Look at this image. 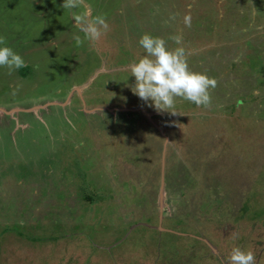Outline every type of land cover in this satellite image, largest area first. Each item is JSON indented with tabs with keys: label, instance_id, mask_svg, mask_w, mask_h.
<instances>
[{
	"label": "rangeland",
	"instance_id": "rangeland-1",
	"mask_svg": "<svg viewBox=\"0 0 264 264\" xmlns=\"http://www.w3.org/2000/svg\"><path fill=\"white\" fill-rule=\"evenodd\" d=\"M62 4L0 0L25 61L0 67V107L21 109L0 111V264H227L234 247L264 264V0ZM73 11L108 30L89 41ZM145 33L217 81L210 106L133 94Z\"/></svg>",
	"mask_w": 264,
	"mask_h": 264
},
{
	"label": "clouds",
	"instance_id": "clouds-1",
	"mask_svg": "<svg viewBox=\"0 0 264 264\" xmlns=\"http://www.w3.org/2000/svg\"><path fill=\"white\" fill-rule=\"evenodd\" d=\"M84 5V0H63L61 7L64 10H75ZM75 26L83 31L89 41H98L108 30L106 19L96 16L88 19L86 13L72 12ZM186 27H191L190 16L183 18ZM77 43L81 38L75 36ZM176 45H182V36L169 37ZM138 45L143 48L146 55L129 65L130 76L135 78V83L130 86L134 95L141 100L151 102L158 112L174 110L175 98L179 97L197 107L211 105L210 89H214L217 81L206 74L194 72L188 66V53L183 46L169 49L164 38L145 33L138 40ZM0 67L7 68L9 74L25 67L21 55L11 47L6 46L5 38L0 36ZM171 110V111H170ZM227 264H256V257L252 251H245L234 247L228 257Z\"/></svg>",
	"mask_w": 264,
	"mask_h": 264
},
{
	"label": "water",
	"instance_id": "water-1",
	"mask_svg": "<svg viewBox=\"0 0 264 264\" xmlns=\"http://www.w3.org/2000/svg\"><path fill=\"white\" fill-rule=\"evenodd\" d=\"M89 82H90V80H88V81H87L85 84H83V85H80V86H78V87H75V89L78 91V90H80L81 88H83L85 85H88ZM37 107H39V106H37ZM35 109H36V107H35ZM16 110H21V109L15 107V108H13V109H10V110L5 111L4 109H2V108L0 107V111L6 112V113H11L12 111H16ZM85 110H86V109H85ZM89 111H92V110L90 109ZM147 115H148V113H147ZM160 190H161V189H160ZM205 242H206V241H205ZM207 245H208V244H207Z\"/></svg>",
	"mask_w": 264,
	"mask_h": 264
},
{
	"label": "flooded vegetation",
	"instance_id": "flooded-vegetation-1",
	"mask_svg": "<svg viewBox=\"0 0 264 264\" xmlns=\"http://www.w3.org/2000/svg\"><path fill=\"white\" fill-rule=\"evenodd\" d=\"M141 112V111H140Z\"/></svg>",
	"mask_w": 264,
	"mask_h": 264
}]
</instances>
